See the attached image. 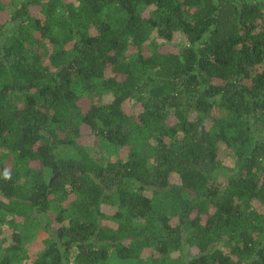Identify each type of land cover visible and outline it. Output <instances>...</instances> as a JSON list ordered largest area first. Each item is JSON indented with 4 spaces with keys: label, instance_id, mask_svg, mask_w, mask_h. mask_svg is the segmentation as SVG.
Masks as SVG:
<instances>
[{
    "label": "trees",
    "instance_id": "16d2710c",
    "mask_svg": "<svg viewBox=\"0 0 264 264\" xmlns=\"http://www.w3.org/2000/svg\"><path fill=\"white\" fill-rule=\"evenodd\" d=\"M112 252L264 264V0H0V264Z\"/></svg>",
    "mask_w": 264,
    "mask_h": 264
},
{
    "label": "rangeland",
    "instance_id": "374dc122",
    "mask_svg": "<svg viewBox=\"0 0 264 264\" xmlns=\"http://www.w3.org/2000/svg\"><path fill=\"white\" fill-rule=\"evenodd\" d=\"M83 143L89 148V152L92 154V156L98 160L104 158L106 153H108V158L110 160L124 158L128 153V149L126 148H110L107 145L105 146L104 142L90 137L84 139ZM67 153L73 154L72 150H68ZM108 264H137V262L135 260L120 259L112 252Z\"/></svg>",
    "mask_w": 264,
    "mask_h": 264
},
{
    "label": "clouds",
    "instance_id": "9594fccd",
    "mask_svg": "<svg viewBox=\"0 0 264 264\" xmlns=\"http://www.w3.org/2000/svg\"><path fill=\"white\" fill-rule=\"evenodd\" d=\"M5 177L8 178V173L7 172L5 173Z\"/></svg>",
    "mask_w": 264,
    "mask_h": 264
}]
</instances>
